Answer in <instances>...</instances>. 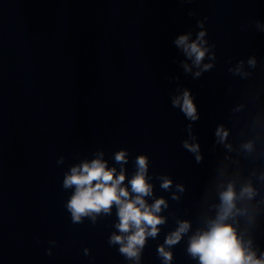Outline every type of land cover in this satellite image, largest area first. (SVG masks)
Returning a JSON list of instances; mask_svg holds the SVG:
<instances>
[{
	"label": "water",
	"instance_id": "water-1",
	"mask_svg": "<svg viewBox=\"0 0 264 264\" xmlns=\"http://www.w3.org/2000/svg\"><path fill=\"white\" fill-rule=\"evenodd\" d=\"M257 24L264 26V0H0V264H165L158 248L180 220L191 227L164 245L168 264H199L187 252L189 238L215 217L229 181L237 193L249 181L257 190L253 200L237 201L255 213L252 224L237 217V230L258 256L264 252V30ZM201 30L209 48L202 64L213 67L193 78L199 69L184 72L181 61L191 60L174 40L189 32L194 40ZM185 88L195 98V122L171 104ZM221 125L229 133L223 143L215 135ZM184 140L199 144V162ZM250 141L252 151L243 147ZM122 149L129 190L135 158L146 154L153 193L145 200L168 204L138 261L109 243L121 234L115 205L79 224L66 209L74 186L63 187L65 174L99 153L119 174ZM162 176L172 180L169 189Z\"/></svg>",
	"mask_w": 264,
	"mask_h": 264
},
{
	"label": "clouds",
	"instance_id": "clouds-1",
	"mask_svg": "<svg viewBox=\"0 0 264 264\" xmlns=\"http://www.w3.org/2000/svg\"><path fill=\"white\" fill-rule=\"evenodd\" d=\"M191 11L189 15H193ZM197 26L204 28L203 21H197ZM258 28L264 30V26L257 24ZM191 33L178 35L174 44L181 49L191 65L181 61L185 73H191L195 66L198 71L193 73V78L200 77L202 72L210 70L213 65L203 63L209 48L205 45L204 39L206 31L201 30L194 40H190ZM212 48L215 47L213 44ZM214 60V53L209 56ZM251 67L256 66L255 57L248 60ZM241 66L235 71L240 72ZM244 75H247L246 73ZM178 79V77L176 78ZM194 96L189 89L185 88L181 94L171 98L174 108H179L181 113L190 122L199 119L197 106L194 103ZM191 123L188 128L191 129ZM219 142L223 143L229 133L223 125L218 126L215 132ZM182 146L189 152L195 154L196 161L202 157L199 152L198 143H190L188 140L182 142ZM231 148V145H226ZM244 149L252 151V142L245 143ZM103 153L90 162L85 160L81 164L71 168L69 174H65L63 187L65 189L74 186V192L67 201L66 209L71 214V221L74 224L82 223L83 217H90L95 222L98 214H110L113 205L116 206L118 223L116 229L121 233H113L110 237V244H119V252L128 259L139 260L140 251L143 249L148 237L155 238L160 231L158 225L165 223V217L159 215L162 208L166 209L168 204L163 197L156 199L152 204H148L145 197L151 196L153 186L148 182L149 157L140 154L135 158L136 171L132 178L128 180L130 190L124 184L126 180L123 165L128 162V152L120 150L115 153V161L121 164L119 174L115 167L109 168L107 161L102 159ZM161 187L169 189L172 180L167 176L160 177ZM179 191H183V185L176 186ZM257 195V190L249 181L245 183L239 193L235 190L234 182L229 181L227 187L219 192L220 203L215 205L216 213L214 218H205L203 229L197 231L189 238L187 252L199 260V264H264V252L257 255L258 249L253 246L251 238L247 240L237 230V217H246L247 223L252 224L255 220V213L249 212L248 207H237V201H251ZM174 199L178 197L173 195ZM178 227L165 239L164 245L172 246L177 244L182 235L188 233L191 223L188 220L177 221ZM247 231V229H245ZM54 243V242H53ZM158 248L159 255L168 264L172 260L171 251L165 246ZM87 252V250H85ZM51 255L50 251H47Z\"/></svg>",
	"mask_w": 264,
	"mask_h": 264
}]
</instances>
